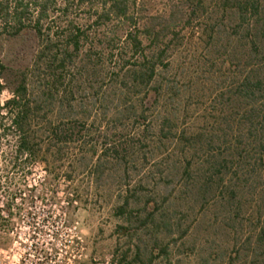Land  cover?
<instances>
[{"label": "rangeland", "instance_id": "374dc122", "mask_svg": "<svg viewBox=\"0 0 264 264\" xmlns=\"http://www.w3.org/2000/svg\"><path fill=\"white\" fill-rule=\"evenodd\" d=\"M240 1L247 2L242 17L225 0H135L134 25L98 31L116 35L118 48L136 30L146 46L145 27L156 32L167 22L159 37L168 45L163 63L140 90L112 87L119 66L107 57V40L98 39L96 75L82 80L71 108L49 114L75 132L74 141L41 137L35 161L21 168H5L10 146L2 141L0 264H264L255 240L264 220L263 179L252 175L242 188L231 167L218 184L205 173L206 158L236 156L247 138L243 114L261 104L235 96L264 17V0ZM39 48L32 30L0 36L6 83L32 67ZM83 58L74 59L73 71ZM9 96L4 89L1 101ZM6 190L17 194L13 216H6Z\"/></svg>", "mask_w": 264, "mask_h": 264}, {"label": "trees", "instance_id": "16d2710c", "mask_svg": "<svg viewBox=\"0 0 264 264\" xmlns=\"http://www.w3.org/2000/svg\"><path fill=\"white\" fill-rule=\"evenodd\" d=\"M130 2L134 3L135 0H0V36H15L25 30H32L40 40V48L32 67L20 72L12 86L4 80L6 67L0 61V147L2 141L10 146V151L3 155L5 168H21L26 161L35 158L36 147H39V139L43 136L56 143L68 144L74 141L75 132L54 123L49 114H59L63 107L71 108L70 99L79 93L82 80L89 81V78L96 75V56L93 58L92 55H102L94 45L98 39L104 38L100 40L101 43L107 40V57L119 66L114 72L112 87L129 85L132 89L140 90L152 81L155 69L163 63L168 47L159 38L164 35L167 22L156 32H153V25L145 27L142 33L149 40L146 46L136 30H129L124 36L123 45L118 48L114 38L116 35L106 38L98 32L101 28L117 27L123 23L134 25V16L129 12ZM232 4L236 5L240 17L246 13V1L224 2V5ZM254 4L252 2L253 7ZM152 19L154 21L156 18ZM51 26H55L56 30L51 31ZM87 28H93L94 32L90 34ZM252 38L248 59L244 64H251V67L237 84L235 96L252 103L260 101L261 104H252L243 114L245 122L240 125L247 133V138L242 142L243 132L238 133L239 138L236 140L239 144L242 142L243 146L235 148L236 156L230 157V160L226 157L214 161L205 159L206 179L213 181L216 177V184L224 181L229 167L236 177V186L244 188L252 175L264 182V17L254 28ZM87 44L89 46L84 50ZM100 51H104L103 47ZM83 52L88 62L83 58L82 65L73 71L74 59ZM4 89L9 90L10 96L1 101ZM184 139L193 145L198 141L195 137ZM246 147H252V152L245 150ZM228 161L230 166H227ZM236 192L234 189L229 192L228 202L230 198H235ZM16 195V192L8 190L1 195L4 196L6 216H13ZM0 216H5L2 210ZM258 223L260 226L255 240L257 247H264V220ZM135 256H139V252Z\"/></svg>", "mask_w": 264, "mask_h": 264}]
</instances>
